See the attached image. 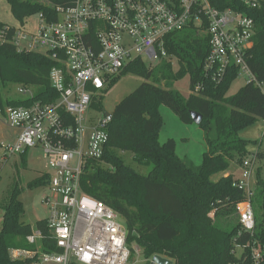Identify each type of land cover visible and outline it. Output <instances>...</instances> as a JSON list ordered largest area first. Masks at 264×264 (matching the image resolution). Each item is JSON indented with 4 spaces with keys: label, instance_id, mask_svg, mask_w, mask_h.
Returning <instances> with one entry per match:
<instances>
[{
    "label": "trees",
    "instance_id": "trees-1",
    "mask_svg": "<svg viewBox=\"0 0 264 264\" xmlns=\"http://www.w3.org/2000/svg\"><path fill=\"white\" fill-rule=\"evenodd\" d=\"M5 1L12 16L23 24L40 13L54 18L56 7H69L74 0ZM213 5L218 9L238 7L253 18L255 34L246 63L255 82L246 83L236 94L226 97L238 77V70L229 69L219 82L205 77L203 64L209 51L207 35L194 27L170 34L166 38V50L176 60L177 70L166 61L154 67L135 61L112 80L110 89L126 75L140 77L143 82L115 106L108 123L104 154L99 161H88L81 174L82 192L121 216L129 247L136 244L145 260L159 255L174 264H249V260L243 262L244 255L241 259L234 255L236 245H246L252 238L264 241V181L258 175L252 199L255 219L252 238L235 223L228 221L220 229L209 217L212 211L217 218L229 217L235 206L243 201L242 191L234 186L233 175L218 180L214 177L226 172L231 164H243L249 157V142L241 138L240 132L264 119V0L251 10L238 4V0H214ZM3 25L0 21V28ZM53 66L54 62L47 56L18 52L10 44H0V107L20 103L3 97L8 85L33 87L32 100L35 101L55 100L57 95L49 82ZM185 76L189 77L190 91L195 85H202L200 94H189L184 98L161 86V83L167 85ZM161 104L184 124L193 123L190 112L202 116L198 126L205 132L207 151L199 167L187 165L175 155L173 140L162 145L158 142L162 124L158 108ZM92 108L103 111L98 100L93 102ZM212 129L214 136H210ZM126 152L137 164L153 165L147 176L139 175L126 165L121 157ZM26 154L27 151L19 155L22 166L26 165ZM0 155L5 161L9 157L1 149ZM255 156L260 159L264 154L258 151ZM47 185L48 178L44 173L30 181L27 188ZM20 192V184L15 180L7 199L0 203L3 211L0 264H32L36 257L12 259L10 251L36 250L37 245L26 240L34 230L41 232L38 245L42 252L59 251L46 226V219L38 221L34 228L21 221L24 207L18 200Z\"/></svg>",
    "mask_w": 264,
    "mask_h": 264
},
{
    "label": "built area",
    "instance_id": "built-area-1",
    "mask_svg": "<svg viewBox=\"0 0 264 264\" xmlns=\"http://www.w3.org/2000/svg\"><path fill=\"white\" fill-rule=\"evenodd\" d=\"M213 2L74 0L69 7H56L54 18L43 13L34 16V26L28 18L16 27L4 24L0 28V44H10L18 52L42 54L54 62L49 82L57 95L51 102L35 101L33 87L15 85L19 98L14 100L20 103L0 107V120L18 130L15 140L1 144L0 149L7 156L31 149L43 152L49 193L42 202L48 209L46 226L59 250H38L42 235L34 230L26 240L37 249L11 250L12 259L36 257L32 264H134V254L141 251L129 247L121 216L80 187L87 162L99 161L108 142L110 120L92 104L132 62L149 67L162 61L173 65L166 38L188 27L208 37L205 77L219 82L235 68L238 76L245 73L246 83L255 82L246 63L255 34L253 18L238 7L218 9ZM238 4L251 10L260 6V0H238ZM202 89L197 84L190 94L198 95ZM250 158L233 177L234 186L243 193L238 223L252 238L255 154ZM235 248H240L238 259L245 256L243 262H264V241L252 238Z\"/></svg>",
    "mask_w": 264,
    "mask_h": 264
},
{
    "label": "rangeland",
    "instance_id": "rangeland-1",
    "mask_svg": "<svg viewBox=\"0 0 264 264\" xmlns=\"http://www.w3.org/2000/svg\"><path fill=\"white\" fill-rule=\"evenodd\" d=\"M40 3L44 6H50L45 2ZM0 21L9 26H18V21L12 16L9 5L5 0H0ZM29 23L30 26H34L35 23L37 24L36 17H31L29 19ZM172 61L174 70H177L178 67L176 60L173 59ZM142 82V78L137 76L126 75L121 77L111 89L108 88L103 95L97 97V100L101 101L103 107V111L99 114H111L115 106L122 99L132 93ZM245 84L246 75L244 72H240L237 79L232 83L226 97L236 94ZM161 86L172 89L174 92H178L184 98H187L190 94L188 76L183 77L179 81L170 82L167 85L165 83H161ZM3 97L18 99L19 96L16 93V86L8 85L7 89L3 91ZM158 111L162 121L161 127L158 131V142L162 145L168 140H173L175 142V155L187 165L199 167L203 161V154L207 151L205 132L195 123H182L179 118L163 104L159 105ZM263 131L264 119H259L253 125L240 132L241 138L249 142L247 144V150L249 151L248 160L251 159L250 156L256 154L258 151L264 154ZM0 132V142H4L6 140L4 137L7 133V129L1 124ZM214 135L215 132L214 129H212L210 136ZM121 157L126 165L132 167L141 176H147L153 168L151 163L148 165L135 163L132 160V155L130 153H122ZM46 171L47 165L43 158V152L40 149H31L27 151L25 166L20 164L19 155L9 156L6 161L4 160V157L0 155V203H2L4 199H7L8 190L12 186L13 182L15 180L19 182L21 192L18 200L24 207V214L21 221L25 224L31 225L33 228L38 221L45 220L48 216V209L42 202V198L49 192L47 186L36 189H28L27 184L46 173ZM237 173L238 171L236 169L234 174L237 176ZM257 175L262 181H264V157L260 159H257L256 157V161L254 163V173L251 177L252 186L256 183ZM238 204L234 208V213L229 217L220 216L217 218L215 216V211H212L209 214V217L213 219L216 226L220 229L224 228L228 221L230 224L235 223L239 226ZM1 220L2 218L0 217V230L2 227ZM122 220L120 219V222L124 223V220ZM131 247H134L133 249H139L136 244L131 245ZM38 250H40V246ZM235 250V256L238 257L240 254V248H235ZM133 262L134 264H146V260L142 256L141 252L134 254Z\"/></svg>",
    "mask_w": 264,
    "mask_h": 264
},
{
    "label": "crops",
    "instance_id": "crops-1",
    "mask_svg": "<svg viewBox=\"0 0 264 264\" xmlns=\"http://www.w3.org/2000/svg\"><path fill=\"white\" fill-rule=\"evenodd\" d=\"M0 124L2 126H4V128L7 129V133H6L5 137H4L6 140L4 142H0V145L1 144H6V143H12L15 140L17 134H18V130L9 127L2 120H0ZM0 136H1V132H0ZM237 168L238 167L236 165L231 164L226 172H223V173H220V174L216 175L214 177V180H218L220 177H225L227 175H235L234 172L236 171ZM0 211H1L0 217L3 219V211L2 210H0ZM1 222H2V220H1Z\"/></svg>",
    "mask_w": 264,
    "mask_h": 264
},
{
    "label": "water",
    "instance_id": "water-1",
    "mask_svg": "<svg viewBox=\"0 0 264 264\" xmlns=\"http://www.w3.org/2000/svg\"><path fill=\"white\" fill-rule=\"evenodd\" d=\"M108 120L111 119V114H104ZM190 116L193 120V123L199 125L202 121V116L196 112H190ZM149 264H174L173 261L164 258L162 256L159 255H154L151 260L149 261Z\"/></svg>",
    "mask_w": 264,
    "mask_h": 264
}]
</instances>
